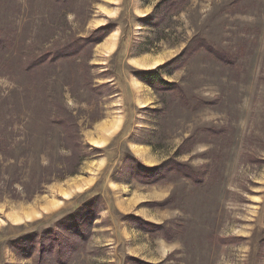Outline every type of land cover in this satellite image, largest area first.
Here are the masks:
<instances>
[{"label": "rangeland", "instance_id": "1", "mask_svg": "<svg viewBox=\"0 0 264 264\" xmlns=\"http://www.w3.org/2000/svg\"><path fill=\"white\" fill-rule=\"evenodd\" d=\"M0 264H264V0H0Z\"/></svg>", "mask_w": 264, "mask_h": 264}, {"label": "trees", "instance_id": "2", "mask_svg": "<svg viewBox=\"0 0 264 264\" xmlns=\"http://www.w3.org/2000/svg\"><path fill=\"white\" fill-rule=\"evenodd\" d=\"M140 78L143 80V81H156L157 79L162 81L160 78V76L158 75V72L157 70H152V71H142L141 74H140ZM164 81V80H163Z\"/></svg>", "mask_w": 264, "mask_h": 264}]
</instances>
